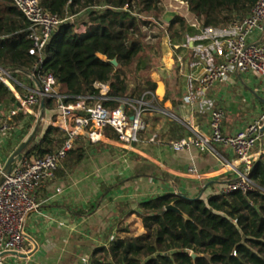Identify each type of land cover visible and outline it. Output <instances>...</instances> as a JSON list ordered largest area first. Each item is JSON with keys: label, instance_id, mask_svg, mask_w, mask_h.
I'll return each mask as SVG.
<instances>
[{"label": "trees", "instance_id": "1", "mask_svg": "<svg viewBox=\"0 0 264 264\" xmlns=\"http://www.w3.org/2000/svg\"><path fill=\"white\" fill-rule=\"evenodd\" d=\"M39 1L44 9L62 20L41 59L30 53L29 22L15 1L0 0V67L36 72V77L42 71L52 74L59 93L68 96L69 102L85 95L99 101L97 84H108L110 99L101 102L110 109L121 106L126 99L154 98L156 83L148 77L136 76L132 70L141 60L149 63L156 53L153 43L146 41L145 30L167 24L171 38H182L189 26L182 16L165 23L163 0ZM182 1L204 28L212 29L232 26L257 3V0ZM25 77L23 73L16 75L20 82ZM15 87L18 92L24 91L19 84ZM18 106L12 89L0 80V120L4 113ZM55 109V98L46 97L44 117L47 110ZM34 119L25 110L12 117V123L20 128L15 142L20 144L25 139ZM104 134L116 140L119 137L110 126L105 127ZM36 136L39 140L34 138L25 152L39 156L54 153L67 138L63 130L43 122ZM98 144L103 143L76 138L56 175L76 168ZM250 178L254 186L247 192L220 191L207 199H189L168 192L143 199L135 208L125 204L129 208L125 216L135 214L144 232L133 233L118 226L115 238L109 237L105 244L96 247L87 264H264V155L253 164ZM170 204L183 214L168 210ZM193 254L198 256L193 258Z\"/></svg>", "mask_w": 264, "mask_h": 264}, {"label": "crops", "instance_id": "2", "mask_svg": "<svg viewBox=\"0 0 264 264\" xmlns=\"http://www.w3.org/2000/svg\"><path fill=\"white\" fill-rule=\"evenodd\" d=\"M164 6L166 18L182 16L189 26L184 37L171 38L161 25L164 32L157 42L158 54L149 63L142 61L143 76L156 83L147 108L158 113L145 109L147 128L137 144L130 147L105 135L99 141L103 144L92 147L76 168L38 188L39 207L25 226L26 249L31 255H7L10 264H83V258L116 234L115 205L135 202L134 208L143 199L168 192L207 199L223 191L244 168L231 148L217 145L215 151H175L171 143L193 131L209 133L211 113L218 108L225 111V134L244 129L264 112V78L232 72L226 82L200 90L195 77L206 66L225 59L226 40L233 28H204L182 0H165ZM254 40H264V25ZM23 74V82L15 77L17 84L27 92L37 88L33 78ZM56 117L55 110H47L46 126ZM1 146L5 145L0 142Z\"/></svg>", "mask_w": 264, "mask_h": 264}, {"label": "built area", "instance_id": "3", "mask_svg": "<svg viewBox=\"0 0 264 264\" xmlns=\"http://www.w3.org/2000/svg\"><path fill=\"white\" fill-rule=\"evenodd\" d=\"M14 1L29 22V36L32 40L30 53L40 56L41 59L44 48L62 20L58 15L44 9L39 0ZM263 25L264 0H257L255 7L246 17L233 22V34L226 40L225 59L215 66H206L202 74L195 77L200 90L208 91L215 85L226 82L232 72L255 73L264 78V40H254L256 31L262 29ZM19 73L24 72L0 67V80L12 89L19 102L18 107L0 120V142L17 137L20 128L12 123V117L20 110L36 115L35 107L41 101V95L36 88L24 96L18 93L15 77ZM32 73L36 76V72ZM36 78L43 87L45 98L53 97L56 101L57 117L49 122L50 125L63 130L67 138L54 153L39 156L25 152L0 186V264H10L6 261V256L1 257L5 251L28 253L25 226L28 217L39 207L36 191L56 177L76 138L84 137L91 143H98L104 140L105 127L110 126L119 135L118 141L131 147L140 141V133L147 128L143 119L147 103L143 99H126L121 106L110 109L101 102L110 99L109 85L97 84L101 94L99 101L93 96L85 95L69 102L68 96L59 93L52 74L42 71ZM224 120V109H215L211 113L209 133L193 131L192 134L173 141L171 147L175 151L196 148L201 152L215 151L217 145L231 148L244 168L238 170V176L227 183L223 192H247L254 186L250 178L252 166L264 155V112L244 129L232 135L224 133ZM6 160L1 153L0 173ZM191 171L194 172L193 169ZM114 238V234L110 236V240ZM88 262L89 258L82 259L83 264Z\"/></svg>", "mask_w": 264, "mask_h": 264}, {"label": "water", "instance_id": "4", "mask_svg": "<svg viewBox=\"0 0 264 264\" xmlns=\"http://www.w3.org/2000/svg\"><path fill=\"white\" fill-rule=\"evenodd\" d=\"M167 15H164L163 18L165 20H169L171 18H166ZM113 63L115 65H118V62L116 60L113 61ZM25 74L29 75L30 77L33 78V80L36 82L37 85V91L38 93L41 95V101H40V105H39V113L36 119V123L35 125L32 127L31 132L29 133V135L26 136V138L17 146V148L13 151V153L8 157V159L6 160L5 166L3 168V171L0 173V186L2 185V183L5 181L6 177L9 176L11 174V172L14 170V168L16 167L17 163L22 159V156L27 148V146L31 143V141L36 138V140H39L40 137L36 136L37 131L39 129L40 123L43 121L44 119V112H45V95H44V90L43 87L40 83V81L36 78V76L32 73V72H24ZM181 196L185 197V198H189V199H193L185 194L180 193ZM201 196H198V198H200ZM168 210H174L180 214H183L182 211L175 206L174 204H170L167 206ZM7 255H13L16 257H21V258H26L29 255H31V253H20L17 251H5L1 254V257L7 256ZM193 258H196L198 255L197 254H193L192 255Z\"/></svg>", "mask_w": 264, "mask_h": 264}, {"label": "rangeland", "instance_id": "5", "mask_svg": "<svg viewBox=\"0 0 264 264\" xmlns=\"http://www.w3.org/2000/svg\"><path fill=\"white\" fill-rule=\"evenodd\" d=\"M165 0H163V2H164ZM165 23H167L166 21H165ZM164 28H166L165 29V31H167V25L166 24H164ZM82 30V29H81ZM164 30V29H163ZM146 31V35H147V37H146V41H148V42H150V43H153V45H154V52H156L155 53V55H157L158 54V51H157V48H156V46H157V42H158V40L161 38V31H162V29L161 28H159V27H154V28H151V29H146L145 30ZM164 32V31H163ZM155 35H159V36H157V37H155ZM142 61H144V60H141L140 61V63L139 64H137L136 66H134L133 67V72H134V74L136 75V76H139V77H144L143 76V73H144V67H143V65H144V63L142 62ZM146 62V61H145ZM18 91V90H17ZM20 95L22 94V96H24L26 93H27V91H23V92H18ZM39 105H40V103H39ZM39 105H38V109L37 110H35V112H36V115H33L34 117H35V119H34V121H33V125H32V127L35 125V123H36V119H37V117L36 116H38V113H39ZM7 113H4L2 116H5ZM43 122V124L44 125H46V122H44V121H42ZM31 130H32V128H31ZM31 130H30V132H31ZM29 132V133H30ZM29 135V134H28ZM26 138V137H25ZM13 139H15V138H13ZM13 139H12V141H13ZM21 143V142H20ZM5 145V146H1L0 147V149H1V151L3 152V154H4V156H5V158L6 159H8V157L13 153V151L17 148V146L19 145V142L17 143V142H15L13 145L10 143V140H8V139H6V144L2 141V145ZM133 203H135V202H128L127 204L128 205H130V207H133L132 206V204ZM124 205V206H123ZM116 206V210L118 211V215H119V218L117 219V220H115V218H114V227H126V228H129V230L130 231H134L133 233H143L144 232V229L143 228H141L140 227V221H139V219L138 218H136V217H134V216H132V215H130V216H125V214H126V207H125V204H123V203H120V204H117V205H115ZM122 207V208H121ZM135 208V207H134ZM121 209H123V210H121ZM127 209H128V207H127ZM123 215V216H122Z\"/></svg>", "mask_w": 264, "mask_h": 264}]
</instances>
